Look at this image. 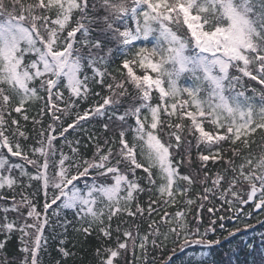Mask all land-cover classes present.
<instances>
[{
	"label": "snow or ice",
	"instance_id": "1",
	"mask_svg": "<svg viewBox=\"0 0 264 264\" xmlns=\"http://www.w3.org/2000/svg\"><path fill=\"white\" fill-rule=\"evenodd\" d=\"M260 229L264 0H0V264L49 230L55 264H264Z\"/></svg>",
	"mask_w": 264,
	"mask_h": 264
},
{
	"label": "trees",
	"instance_id": "2",
	"mask_svg": "<svg viewBox=\"0 0 264 264\" xmlns=\"http://www.w3.org/2000/svg\"><path fill=\"white\" fill-rule=\"evenodd\" d=\"M92 99V98H90ZM98 99V98H96ZM87 104L82 105V107H87ZM75 135V134H73ZM71 218V217H70ZM259 231H264V229H260ZM69 233H70V238H71V228L69 229ZM259 233H256L255 235H257L258 237ZM49 248L48 251L44 254L43 256V260L45 261V264H55V260L58 258L57 257V253L56 250L54 248V244L55 241L51 239V230H49ZM252 233L250 232L249 235L247 237H245V239H251L252 238ZM241 240H236L233 243V247H235L236 245L240 244ZM69 247H71V244H69ZM91 248L92 245L91 244H83L82 246L80 244L77 245L76 248V252H77V257H76V261L77 264H90V261L92 259L91 256ZM13 249L10 246V252H12ZM226 251H229V246L225 245V247L223 249H220L219 252L217 253V258H224V253ZM239 259L243 260L244 257L243 255H241L239 257ZM178 264V262H177Z\"/></svg>",
	"mask_w": 264,
	"mask_h": 264
}]
</instances>
